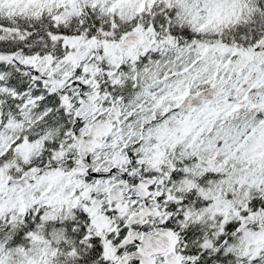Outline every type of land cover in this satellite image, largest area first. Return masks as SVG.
Returning a JSON list of instances; mask_svg holds the SVG:
<instances>
[{
	"label": "snow or ice",
	"instance_id": "snow-or-ice-1",
	"mask_svg": "<svg viewBox=\"0 0 264 264\" xmlns=\"http://www.w3.org/2000/svg\"><path fill=\"white\" fill-rule=\"evenodd\" d=\"M0 264H264V0H0Z\"/></svg>",
	"mask_w": 264,
	"mask_h": 264
}]
</instances>
